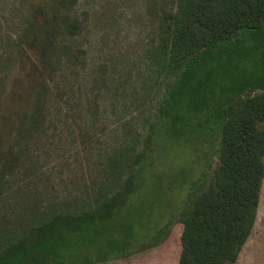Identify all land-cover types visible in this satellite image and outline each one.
<instances>
[{"label":"rangeland","instance_id":"rangeland-1","mask_svg":"<svg viewBox=\"0 0 264 264\" xmlns=\"http://www.w3.org/2000/svg\"><path fill=\"white\" fill-rule=\"evenodd\" d=\"M152 2L78 0L71 14L83 31L65 41L82 59L65 56L35 82L17 62L31 0H0V247L54 214L89 212L100 204L143 165L139 154L155 126L159 137L143 189L101 227L99 245L86 242L70 251L81 255L69 264H178L177 214L188 192L206 188L213 178L219 134L207 111L193 120L175 118V90L158 77L150 58L156 43ZM250 32L222 52L256 46L252 55H235L243 57L241 70L247 66L244 76H253L245 93H257L264 89L255 85L264 77V34L254 39ZM211 60L206 52L193 63L200 70ZM15 124L21 127L17 134ZM257 222L259 231L235 264H264V179Z\"/></svg>","mask_w":264,"mask_h":264},{"label":"trees","instance_id":"trees-1","mask_svg":"<svg viewBox=\"0 0 264 264\" xmlns=\"http://www.w3.org/2000/svg\"><path fill=\"white\" fill-rule=\"evenodd\" d=\"M77 2L31 0V21L21 43L22 62H17L26 67L33 81H39L45 67L59 65L65 56L82 59V52H72L65 41L83 31L82 22L71 14ZM150 11L156 24L150 58L158 77L175 90V118L193 120L207 111L219 134L213 178L206 188L190 190L177 214L182 225L178 264H235L243 247L259 231L264 89L245 93L253 76H244L247 66L241 70L243 57H236L241 50L246 51L245 56L252 55L256 46L225 53L222 47L244 31H251L254 39L264 34V0H153ZM206 52L212 56V64L197 70L193 59ZM223 78L226 81L220 80ZM261 78L255 84L258 88H264ZM19 131L20 125L15 124L12 133ZM155 134L152 126L139 154L143 165L117 189L104 194L100 204L89 212L57 213L32 224L0 247V264H69L71 258L81 255L80 251L73 255L72 249L83 248L86 242L99 245L105 235L101 227H107L143 189L153 157L152 144L159 137ZM126 227L133 230V225ZM89 228H93L91 237H84Z\"/></svg>","mask_w":264,"mask_h":264}]
</instances>
